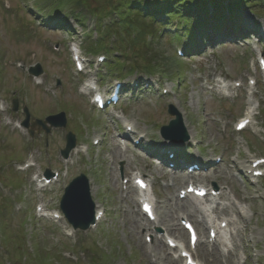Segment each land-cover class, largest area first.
Segmentation results:
<instances>
[{"label": "rangeland", "instance_id": "rangeland-1", "mask_svg": "<svg viewBox=\"0 0 264 264\" xmlns=\"http://www.w3.org/2000/svg\"><path fill=\"white\" fill-rule=\"evenodd\" d=\"M89 3L93 8L107 7L106 0ZM50 13L49 0H0V106L4 103L6 107L5 112L0 111V264H168V258L172 261L176 251L160 243L161 237L157 235L166 228L170 235L178 236L177 215L169 211L175 206L170 199L179 198L181 186L165 188L162 184L173 176L164 178L149 155L155 151L165 154L160 128L172 120L168 113L171 107L183 114L194 140L196 147L190 149L189 155L207 166L222 158L219 167L200 176L205 180L199 183H216L228 192L231 200L224 199V203H230V208L237 201L240 207L249 209L247 219L240 218L236 209L223 213L237 220L238 237L230 245L234 255L229 251L225 256H218L216 251L206 255L205 247H201L196 251L199 260L202 264H264V179L251 185L243 175L245 171L240 172L241 167L250 166L251 157H264V77L256 62L264 44L255 38L245 46L228 44L208 49L196 58L179 57L187 70H172L170 78L166 73L167 76L148 73L142 51L127 42L121 46L120 35L116 42L115 37L109 40L106 51L93 55L88 46L99 38L95 19L89 18L83 29L63 11L58 16ZM238 13L243 24L250 29L256 27L264 37V12L259 16L243 8ZM59 21L71 31L63 30L64 26L57 25ZM57 44L61 45L60 52L53 49ZM179 44L163 37L160 50L170 58L177 54ZM112 45L114 50H107ZM76 46L88 59L83 75L77 74L72 60L71 50ZM111 52L119 55L113 59ZM99 56L114 63L107 65L106 61L100 66ZM160 61L164 63V59ZM37 63L45 73L33 78L28 69ZM133 67L138 69L127 74ZM96 77L103 90H111L117 80L128 83L143 78L151 84V88L145 86L147 92L142 90L137 97L127 94L116 108V114L122 112L136 131L127 141L124 136L122 145L117 135L125 132L124 121L111 111L98 112L89 104L90 98L80 92L84 82ZM250 77L257 82L254 88L248 85ZM58 79L61 86L57 85ZM219 81H225L229 87L221 89ZM237 81L242 87L235 88ZM169 90L171 93L163 94ZM16 97L20 99V111L13 112L12 100ZM250 104L256 111V125L237 133L235 124L245 117ZM24 106L29 107L32 119L65 112L67 127L54 131L48 145L43 131L40 134L35 129L31 138L26 130L17 127L24 120ZM70 131L77 135L78 147L87 152L78 149L65 161L61 151ZM140 137L142 147H135L133 140ZM94 139H101V144L93 145ZM172 147L177 150L187 146ZM27 161L34 167L22 177L17 168ZM46 169L59 172V179L52 187L36 191L30 177L35 172L42 176ZM83 173L91 179L93 200L105 209L106 217L96 229L75 231L69 238L64 229L71 232L72 226L66 219L59 225L53 220L39 219L36 208L45 205L48 210L60 212L65 188ZM136 173L148 180L158 178L150 196L156 200L158 217L162 213L168 222L160 223L159 218L156 223L148 222L150 229H143L147 220L140 217L137 193L123 189L133 185ZM26 179L28 182H24ZM148 234L152 238L150 243L146 241Z\"/></svg>", "mask_w": 264, "mask_h": 264}, {"label": "trees", "instance_id": "trees-1", "mask_svg": "<svg viewBox=\"0 0 264 264\" xmlns=\"http://www.w3.org/2000/svg\"><path fill=\"white\" fill-rule=\"evenodd\" d=\"M49 1L53 15L65 11L68 16L83 25L88 16L102 20L112 14L118 15V21L113 27L107 28L106 34L122 35L121 46L124 47L125 41L129 46L140 49L148 73L161 69L171 77L172 70L179 73L177 69H185V66L174 55L170 58L164 57L160 50L163 37L171 36V33L166 31L168 25L176 21L177 26L186 33L184 37L189 44L196 38L197 32L205 42L210 37V25L216 30L215 33H218L228 29L230 24L238 40L246 36L236 23L239 10L247 8L255 14L264 11V0H227L226 3L225 0H106L107 7L101 9L93 8L89 0ZM184 37L177 33L178 40ZM221 39L219 37L218 40ZM102 44H98L95 50L101 49ZM160 59H164V63H161ZM137 69L133 67L130 72L133 73ZM175 77L179 78L180 75Z\"/></svg>", "mask_w": 264, "mask_h": 264}, {"label": "water", "instance_id": "water-1", "mask_svg": "<svg viewBox=\"0 0 264 264\" xmlns=\"http://www.w3.org/2000/svg\"><path fill=\"white\" fill-rule=\"evenodd\" d=\"M31 74L39 76L43 73L40 65L36 68L30 69ZM15 110H18V103L15 101ZM27 119L24 122L26 126H29L30 115L26 109ZM171 116H175L176 120L171 121L169 126L162 128V134L166 139L173 140L175 142H185L188 140V135L182 115L176 111L174 108L169 109ZM48 122L55 126H65L66 118L64 114L57 117H51L47 119ZM43 127L46 133H50L51 129L47 126L44 121H36L32 126ZM33 135V132L31 133ZM181 135V136H180ZM75 146V138L72 135L68 136V146L65 151H63L64 156H68L71 149ZM46 175H50L47 171ZM61 208L64 211L69 222L75 227L82 230L88 229V227L95 222V203L92 200V195L90 192V186L88 179L82 175L81 177L75 179L70 186L66 189V193L61 202Z\"/></svg>", "mask_w": 264, "mask_h": 264}, {"label": "bare ground", "instance_id": "bare-ground-1", "mask_svg": "<svg viewBox=\"0 0 264 264\" xmlns=\"http://www.w3.org/2000/svg\"><path fill=\"white\" fill-rule=\"evenodd\" d=\"M136 80L138 79V78H135ZM220 84H222V83H220ZM223 87H226V86H223ZM248 114H250V112H248ZM8 124L10 125V122H8ZM254 162V161H253ZM241 169H244L245 171H247V170H252V168H250V166L249 167H245V168H242L241 167ZM188 177H190V176H188ZM40 186H43V185H40ZM43 187H45V186H43ZM188 188V186L186 187V189ZM185 189V190H186ZM222 195V194H221ZM187 197H190L189 195L187 196ZM170 201H172L174 204H175V206L173 207V209L172 210H170L169 211V213H173V214H175V215H177L178 214V212L179 211H184V212H187V209L190 207L189 205H187L186 203H183V202H181V201H176L175 199H173V198H171L170 199ZM190 203V205L192 206V205H194L195 207H196V211H197V209L200 211V212H202V214L204 215V218H203V223L206 225V224H211V225H213V226H215V228L217 229V230H220V232L221 233H226V232H228V231H231V229L233 228V231L235 230V222L234 221H230V220H228V219H222L219 223H218V221H213L212 220V218L210 217V214H212L213 213V211H212V208L211 207H209V206H204L203 204H202V202H200V201H191V202H189ZM188 203V204H189ZM45 205H43V207H44ZM193 206V207H194ZM44 211L45 212H47V209L46 208H44ZM238 211H239V213L245 218V219H247L248 218V211H247V208L246 207H241L240 209H238ZM53 214V213H52ZM54 215V214H53ZM160 221V223L162 222V223H164V222H168L169 220H167V218L166 217H164V215L162 214V215H160V219H159ZM61 222H63L62 221V219L60 220ZM224 222H227V228L226 229H223L222 228V224L224 223ZM63 223H65V222H63ZM165 226H168V224H165ZM67 228V227H66ZM149 229V225H145V227H143V229ZM181 237H183V232L181 231ZM228 237H229V235H223L222 236V240H221V244H225L226 243V241H228ZM168 264H171V263H173V264H177L178 262H179V260L178 259H176V260H170L169 258H168Z\"/></svg>", "mask_w": 264, "mask_h": 264}]
</instances>
